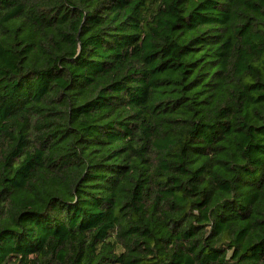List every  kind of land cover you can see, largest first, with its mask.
<instances>
[{
	"label": "trees",
	"instance_id": "1",
	"mask_svg": "<svg viewBox=\"0 0 264 264\" xmlns=\"http://www.w3.org/2000/svg\"><path fill=\"white\" fill-rule=\"evenodd\" d=\"M0 264H264V0H0Z\"/></svg>",
	"mask_w": 264,
	"mask_h": 264
}]
</instances>
